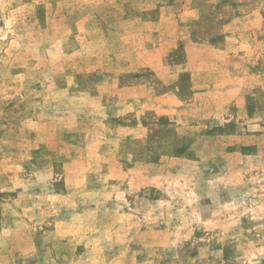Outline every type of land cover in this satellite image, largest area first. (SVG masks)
<instances>
[{
  "label": "rangeland",
  "instance_id": "374dc122",
  "mask_svg": "<svg viewBox=\"0 0 264 264\" xmlns=\"http://www.w3.org/2000/svg\"><path fill=\"white\" fill-rule=\"evenodd\" d=\"M0 264H264V0H0Z\"/></svg>",
  "mask_w": 264,
  "mask_h": 264
}]
</instances>
